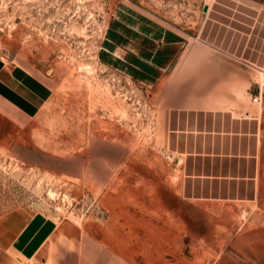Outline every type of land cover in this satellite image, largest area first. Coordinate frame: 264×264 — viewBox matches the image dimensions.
I'll return each mask as SVG.
<instances>
[{
    "label": "rangeland",
    "instance_id": "1",
    "mask_svg": "<svg viewBox=\"0 0 264 264\" xmlns=\"http://www.w3.org/2000/svg\"><path fill=\"white\" fill-rule=\"evenodd\" d=\"M209 2L0 0V264H22L10 238L35 212L130 264H264V73L255 201L182 200L163 142L167 106L190 100L155 95L159 73L209 52Z\"/></svg>",
    "mask_w": 264,
    "mask_h": 264
},
{
    "label": "crops",
    "instance_id": "2",
    "mask_svg": "<svg viewBox=\"0 0 264 264\" xmlns=\"http://www.w3.org/2000/svg\"><path fill=\"white\" fill-rule=\"evenodd\" d=\"M205 7L193 39L209 52H191L186 73L184 62L159 73L165 78L155 95L169 88L190 100L167 106L163 142L179 160L182 200L249 203L258 197L261 169L260 121L247 95L257 91L253 72L264 73V0ZM10 246L22 264H130L92 234L68 233L41 212L20 224Z\"/></svg>",
    "mask_w": 264,
    "mask_h": 264
},
{
    "label": "bare ground",
    "instance_id": "3",
    "mask_svg": "<svg viewBox=\"0 0 264 264\" xmlns=\"http://www.w3.org/2000/svg\"><path fill=\"white\" fill-rule=\"evenodd\" d=\"M260 80H262V76L260 75V78H259Z\"/></svg>",
    "mask_w": 264,
    "mask_h": 264
},
{
    "label": "water",
    "instance_id": "4",
    "mask_svg": "<svg viewBox=\"0 0 264 264\" xmlns=\"http://www.w3.org/2000/svg\"><path fill=\"white\" fill-rule=\"evenodd\" d=\"M203 10H206V7H204Z\"/></svg>",
    "mask_w": 264,
    "mask_h": 264
}]
</instances>
